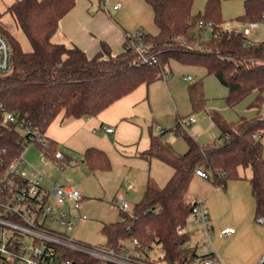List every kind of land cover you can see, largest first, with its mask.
I'll return each instance as SVG.
<instances>
[{
    "label": "trees",
    "instance_id": "obj_1",
    "mask_svg": "<svg viewBox=\"0 0 264 264\" xmlns=\"http://www.w3.org/2000/svg\"><path fill=\"white\" fill-rule=\"evenodd\" d=\"M77 0H16L6 11L0 10V29L7 37L13 59L9 72L0 73V172L21 154L35 138L22 134L18 122L8 114L27 120L39 134L46 135L50 124L63 113V118L77 119L97 116L104 109L132 93L140 85L162 79L171 60L185 65L203 67L206 75H214L229 90L226 102L234 107L255 93L249 107L258 110L254 117L241 116L228 121L214 109L209 115L220 129L216 139L201 143L178 121L172 128L150 134V145L141 152L146 159L159 158L173 168L164 186L150 177L141 200L133 211L121 210L122 220L105 224L102 233L106 246H119L122 241L138 238L143 245H163L166 258L174 261L184 255L186 236L178 227L189 222L192 204L187 194L196 169L209 174L214 185L226 188L231 180H248L256 202V219L264 217V38L247 45L240 29L230 32L222 16V0H207L204 10L193 13L195 0H146L153 8L157 34L143 31L150 42L149 54L157 61H142V55L130 46L131 33H126L122 52L114 54L106 41L90 57L77 45L54 41L60 20L75 6ZM244 13L237 20L245 24L264 20V0H242ZM9 13L31 44L25 50L19 39L1 21ZM213 21L212 37L195 36L190 30L199 20ZM200 40L197 47L184 43ZM194 110L205 108L207 97L203 78L189 86ZM167 133L181 136L188 150L177 153L165 139ZM46 154H53L57 143L48 137ZM41 148V142H35ZM84 162L91 170H109L107 153L89 147ZM251 170V175L244 172ZM76 258L78 255L74 254Z\"/></svg>",
    "mask_w": 264,
    "mask_h": 264
},
{
    "label": "rangeland",
    "instance_id": "obj_2",
    "mask_svg": "<svg viewBox=\"0 0 264 264\" xmlns=\"http://www.w3.org/2000/svg\"><path fill=\"white\" fill-rule=\"evenodd\" d=\"M14 1L16 0H0V10L6 11ZM206 1L195 0L193 13L203 12ZM244 10V2L242 0H222V16L225 21V27L241 29L243 24L237 20V17L243 15ZM1 21L19 39L23 49L30 51L31 44L24 32L15 23L12 15L6 13L1 18ZM193 30L196 36L199 30L196 26L191 31L193 32ZM211 37L212 31L209 28L205 29L201 35L203 40H208ZM263 38L264 20L259 26L256 39L261 40ZM54 41H57L56 37ZM167 69L171 74L167 76V79H164V77L152 84L148 99L139 104V114L135 121L139 125L140 132L135 142L123 143L116 141L113 136L99 130L95 133L92 124L88 125L86 132L89 141L96 143L93 145L100 144L99 147L105 150L111 162L109 170H91L84 162L86 149L85 147L82 148L80 144L78 148L73 147V158L78 162V165L74 167L66 166L65 169H62L54 160H51L45 150L36 143L29 144L23 150L22 155L27 163L34 164L45 175L53 177L54 180H58L62 184L78 185L84 192L85 196L81 212L86 214L88 218L76 224L68 232L75 239L93 246H106L107 237L102 233L103 225L122 220L120 203L117 198L119 192L123 193L125 200L130 203L129 211L131 212L141 200L149 177L160 186H164L167 183L173 174V168L159 158L155 157L149 160L141 155V152L149 146L150 134H159L161 132V130L156 129L157 125H160L162 129H170L174 126L176 117H180L185 121L190 116H196L197 122H186L187 125L185 127L190 133L196 134L201 143H208L219 136V130L211 121L209 115L211 110L220 111L231 122L237 121L241 116L250 118L258 113V110L249 107L255 93L240 101L236 106L231 107L226 102V96L229 92L227 87L222 85L214 75H206L203 67L185 65L177 60H171ZM188 76H191L192 80L185 79ZM201 78L204 80L207 102L205 108L194 110L188 89L194 81ZM164 87H169L172 93L166 91ZM224 110L226 114H224ZM261 112L264 114V104ZM69 120L74 119L65 118L64 122L66 123ZM165 139L179 154H183L188 150V144L181 136L168 133L165 135ZM262 142L264 156V132ZM25 167L27 169L28 165L26 164ZM242 172L247 176L251 175L250 169ZM125 181L127 184H135V189H128L127 185L124 184ZM198 182V179H193L189 189L191 191L200 190L201 185ZM45 183L51 186L49 181L46 180ZM210 221L212 224L211 219ZM255 224L254 232L256 236H263L264 224L258 223L257 220ZM188 229L190 232L195 233L191 239L192 241L201 237V232L198 231L200 226L191 221V219L188 222ZM214 240H217L215 234L213 235ZM254 241L253 239L252 243ZM220 254L222 260L219 259L218 261L229 264L223 250H220ZM218 264L220 263L218 262Z\"/></svg>",
    "mask_w": 264,
    "mask_h": 264
},
{
    "label": "built area",
    "instance_id": "obj_3",
    "mask_svg": "<svg viewBox=\"0 0 264 264\" xmlns=\"http://www.w3.org/2000/svg\"><path fill=\"white\" fill-rule=\"evenodd\" d=\"M118 7L120 3L115 5V8ZM261 22L251 21L241 26L247 45L263 40L256 39ZM195 26L199 30L198 36L205 29H212L214 23L201 19ZM232 30L233 28H229L230 32ZM131 34L133 40L130 46L142 55V61H157L153 54L148 53L150 42L143 39V30L138 29ZM181 41L194 47L200 44L199 39L190 42L183 38ZM12 67L10 43L0 29V73L9 72ZM169 75V72L165 74L166 77ZM185 79L192 80V77ZM7 119L18 122L22 134H30L32 139L41 142L45 151L49 148L47 136L39 134L27 120L19 121L13 114H8ZM195 120L194 116H190L189 122ZM103 129L107 132L114 131L113 127L108 126ZM37 141L33 139L27 146ZM50 157L62 169L78 165L74 158L57 149ZM26 164L27 169L24 168ZM196 174L209 179V174L201 168L196 169ZM46 180L51 186L46 185ZM135 187V184H128L130 189ZM117 198L121 210L129 211L130 203L121 194ZM186 199L193 205L189 219L200 226L198 231L201 232V237L191 240L195 233L189 231L188 223L178 227V234L186 236L182 245V257L170 261L166 258L161 243L143 245L136 237L128 240L129 243L122 241L117 247L93 246L68 233L76 224L88 218L81 212L84 193L80 187L76 184H62L45 175L34 164L27 163L21 153L0 172V264H225L218 261L208 206L202 198L187 194ZM257 221L264 224V217H258ZM220 233L226 237L235 233V228L225 227ZM253 264H264V251Z\"/></svg>",
    "mask_w": 264,
    "mask_h": 264
},
{
    "label": "crops",
    "instance_id": "obj_4",
    "mask_svg": "<svg viewBox=\"0 0 264 264\" xmlns=\"http://www.w3.org/2000/svg\"><path fill=\"white\" fill-rule=\"evenodd\" d=\"M117 3H120V7L115 8ZM138 29L151 34L159 32L153 8L146 0H77L75 6L60 20L54 38L56 37V42L77 45L92 57L100 51L102 41L110 45L114 54L122 52L126 33H133ZM191 30L190 33L195 34V31ZM164 77L167 79L166 76ZM158 81L150 85H140L132 93L119 99L94 117L77 118L65 123L63 113H61L48 127L46 136L55 140L56 148L71 158H73V147L78 148L79 144L85 149L98 147L104 150L99 147L100 144L93 145L96 143L89 141L86 132L89 124H92L94 132L99 130L113 136L116 141L133 143L138 139L140 132L139 125L135 121L139 114V104L148 99L150 86ZM164 88L171 92L169 87ZM223 112L226 114L225 110ZM194 117L196 120L193 123L197 122V117ZM176 118L175 124L181 121L184 125H187L186 122L190 119L189 117L184 121L180 117ZM104 126L113 127L114 131L107 132L103 129ZM156 129L163 130L160 125H157ZM218 130L220 134V129ZM193 135L198 139L196 134ZM47 155L52 160L50 155ZM195 178L199 180L201 189L196 191L189 189L188 195L202 198L209 208L217 239L214 240V245L218 258L222 260L220 250H223L229 264H253L264 251V235L257 237L254 232L257 220L256 202L252 195L250 182L231 180L223 189L199 175H195L193 179ZM126 181L124 184L128 187ZM120 194L124 197L123 193L119 192ZM229 226L235 228V233L226 237L222 236L220 230ZM253 239L255 241L252 243Z\"/></svg>",
    "mask_w": 264,
    "mask_h": 264
}]
</instances>
